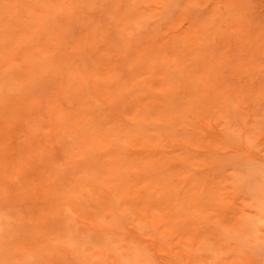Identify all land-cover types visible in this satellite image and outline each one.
<instances>
[{"label": "rangeland", "instance_id": "rangeland-1", "mask_svg": "<svg viewBox=\"0 0 264 264\" xmlns=\"http://www.w3.org/2000/svg\"><path fill=\"white\" fill-rule=\"evenodd\" d=\"M0 264H264V0H0Z\"/></svg>", "mask_w": 264, "mask_h": 264}]
</instances>
